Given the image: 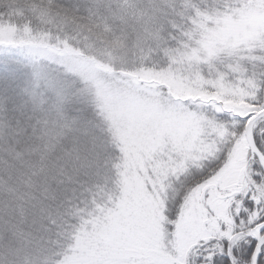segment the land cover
Segmentation results:
<instances>
[{
    "label": "snow or ice",
    "instance_id": "snow-or-ice-1",
    "mask_svg": "<svg viewBox=\"0 0 264 264\" xmlns=\"http://www.w3.org/2000/svg\"><path fill=\"white\" fill-rule=\"evenodd\" d=\"M0 264H264V0H0Z\"/></svg>",
    "mask_w": 264,
    "mask_h": 264
}]
</instances>
